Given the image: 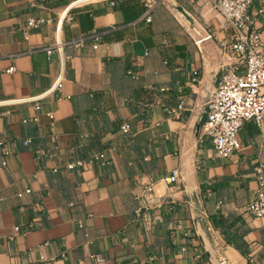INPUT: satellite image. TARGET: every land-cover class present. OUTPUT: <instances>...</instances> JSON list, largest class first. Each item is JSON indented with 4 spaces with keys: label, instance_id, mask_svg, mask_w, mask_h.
<instances>
[{
    "label": "crops",
    "instance_id": "crops-1",
    "mask_svg": "<svg viewBox=\"0 0 264 264\" xmlns=\"http://www.w3.org/2000/svg\"><path fill=\"white\" fill-rule=\"evenodd\" d=\"M231 41L207 0H0V264H264V130L245 122L230 158L206 134Z\"/></svg>",
    "mask_w": 264,
    "mask_h": 264
},
{
    "label": "built area",
    "instance_id": "built-area-1",
    "mask_svg": "<svg viewBox=\"0 0 264 264\" xmlns=\"http://www.w3.org/2000/svg\"><path fill=\"white\" fill-rule=\"evenodd\" d=\"M207 1L228 22L231 28V48L237 58V61L225 70L206 100L208 107L206 134L211 138L218 155L230 158L242 147L239 134L245 122L253 121L264 130V40L255 26V18L250 11L254 0ZM67 12L68 10L65 13ZM148 20L150 21L151 18L148 17ZM45 21L43 17H30L26 26L38 28ZM58 46L62 49L60 42ZM15 70L16 67L11 66L7 71ZM193 80L200 82L198 72H194ZM62 85L63 74L56 81L53 90L61 88ZM179 107L182 105L180 104ZM36 108L40 106L37 105ZM48 117L52 120L51 125L54 127V114L49 112ZM121 131L125 135L132 134V124L123 123ZM30 141L27 139L24 143L28 145ZM109 162L106 152L101 151L86 158H77L68 163L67 168H84L95 163L108 164ZM255 171L258 189L255 198L248 204L247 211L254 217L264 218V167L258 166ZM170 180L174 181L175 175ZM30 192L31 188L24 191V193ZM18 196H23V192ZM15 228L19 230L18 226ZM92 257L97 262L105 260L99 254H93Z\"/></svg>",
    "mask_w": 264,
    "mask_h": 264
},
{
    "label": "trees",
    "instance_id": "trees-1",
    "mask_svg": "<svg viewBox=\"0 0 264 264\" xmlns=\"http://www.w3.org/2000/svg\"><path fill=\"white\" fill-rule=\"evenodd\" d=\"M125 11V8H124ZM127 12V10H126ZM127 15V14H126ZM230 243H233L234 245H236V247H238L239 249H241L244 253H246V243L243 242L242 240H236V239H232V238H228ZM242 239V238H241Z\"/></svg>",
    "mask_w": 264,
    "mask_h": 264
},
{
    "label": "water",
    "instance_id": "water-1",
    "mask_svg": "<svg viewBox=\"0 0 264 264\" xmlns=\"http://www.w3.org/2000/svg\"><path fill=\"white\" fill-rule=\"evenodd\" d=\"M177 8L180 10V12H182L184 14V16L191 21L192 23L194 22V20L192 19V17L189 15V13L187 11H185V9L181 6L178 5Z\"/></svg>",
    "mask_w": 264,
    "mask_h": 264
}]
</instances>
